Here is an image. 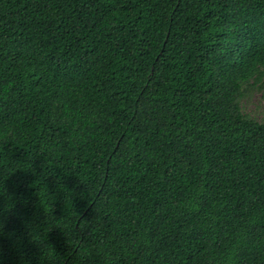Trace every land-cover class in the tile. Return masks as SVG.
I'll return each mask as SVG.
<instances>
[{
    "label": "trees",
    "instance_id": "trees-1",
    "mask_svg": "<svg viewBox=\"0 0 264 264\" xmlns=\"http://www.w3.org/2000/svg\"><path fill=\"white\" fill-rule=\"evenodd\" d=\"M0 264H264V0H0Z\"/></svg>",
    "mask_w": 264,
    "mask_h": 264
},
{
    "label": "rangeland",
    "instance_id": "rangeland-1",
    "mask_svg": "<svg viewBox=\"0 0 264 264\" xmlns=\"http://www.w3.org/2000/svg\"><path fill=\"white\" fill-rule=\"evenodd\" d=\"M263 111L261 93L253 91L251 98L244 103V112L260 117Z\"/></svg>",
    "mask_w": 264,
    "mask_h": 264
}]
</instances>
